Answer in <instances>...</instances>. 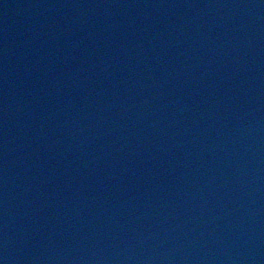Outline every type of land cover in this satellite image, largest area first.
<instances>
[{
	"label": "water",
	"instance_id": "obj_1",
	"mask_svg": "<svg viewBox=\"0 0 264 264\" xmlns=\"http://www.w3.org/2000/svg\"><path fill=\"white\" fill-rule=\"evenodd\" d=\"M0 264H264V0H0Z\"/></svg>",
	"mask_w": 264,
	"mask_h": 264
}]
</instances>
